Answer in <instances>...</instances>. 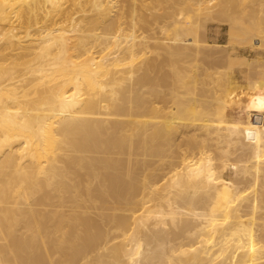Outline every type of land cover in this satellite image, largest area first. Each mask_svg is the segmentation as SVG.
I'll return each mask as SVG.
<instances>
[{"label":"bare ground","instance_id":"bare-ground-1","mask_svg":"<svg viewBox=\"0 0 264 264\" xmlns=\"http://www.w3.org/2000/svg\"><path fill=\"white\" fill-rule=\"evenodd\" d=\"M0 22V264H264V0H0Z\"/></svg>","mask_w":264,"mask_h":264},{"label":"rangeland","instance_id":"rangeland-1","mask_svg":"<svg viewBox=\"0 0 264 264\" xmlns=\"http://www.w3.org/2000/svg\"><path fill=\"white\" fill-rule=\"evenodd\" d=\"M8 28L5 22H0V33H4ZM17 32V30H14ZM240 91V93L238 92ZM249 96L247 95L246 89L244 86H236V91L234 93L233 103L230 106L233 116H235V121L243 122L246 116V105L248 104ZM251 120L253 123L258 124L259 126L263 125L264 115L261 112H252ZM254 133L249 132L248 136L252 137ZM233 169V166L230 167Z\"/></svg>","mask_w":264,"mask_h":264}]
</instances>
